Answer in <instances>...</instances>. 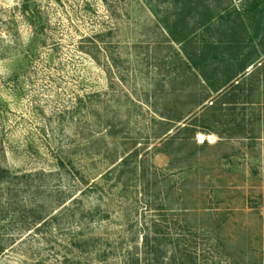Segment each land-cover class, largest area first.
Listing matches in <instances>:
<instances>
[{
  "label": "rangeland",
  "instance_id": "rangeland-1",
  "mask_svg": "<svg viewBox=\"0 0 264 264\" xmlns=\"http://www.w3.org/2000/svg\"><path fill=\"white\" fill-rule=\"evenodd\" d=\"M250 2L183 45L177 0H0V264H264V55L215 93L183 50Z\"/></svg>",
  "mask_w": 264,
  "mask_h": 264
},
{
  "label": "trees",
  "instance_id": "trees-1",
  "mask_svg": "<svg viewBox=\"0 0 264 264\" xmlns=\"http://www.w3.org/2000/svg\"><path fill=\"white\" fill-rule=\"evenodd\" d=\"M201 1L202 0H177L175 13L177 19L173 24H170L169 22L165 24L174 41L183 43V45H189L190 42L187 41H189V38L194 31H192V33L191 31H186L188 28L184 26L185 21L183 19L186 17L185 10H188L189 8L198 9ZM226 8L227 6H224V9ZM247 10H250L252 14V17L250 18L252 19L253 31L250 30L248 26L249 24L242 19V21L239 22V29H243L245 35L242 33L243 31L241 33L238 32V25L236 24L237 26L234 25L233 29L230 31L228 30L233 38L231 41L228 40V42H225V40L221 38L215 40V37L213 36L214 40L204 42L202 47L192 48L190 50L187 48L188 46L183 47V50L189 59L188 67L197 69L203 80L208 83L209 87L215 93L225 91L228 86H231V90L244 89V85L241 84L242 82L240 79L246 74L248 68H255V70L248 73V77L251 78L258 70H261L260 67L264 64L262 62L261 66H256L257 62H261V56L264 55V40L262 39L259 42L260 44L254 42L258 37H262L261 32L264 29L262 23L264 0H251ZM200 16L201 17L197 22L195 29L203 27L205 31H210V28L213 25V15L208 13L201 14ZM219 43L226 45L224 46V50H227L229 52L228 54H223V56H221L222 51L220 50ZM248 44H251L252 46L249 51H246L245 47ZM219 73H223L224 76L219 78ZM239 97L240 96L236 94L233 97L226 99L225 103L234 104L239 102ZM9 173L8 169L0 167V181L6 179ZM3 249L4 246L0 244V254Z\"/></svg>",
  "mask_w": 264,
  "mask_h": 264
}]
</instances>
